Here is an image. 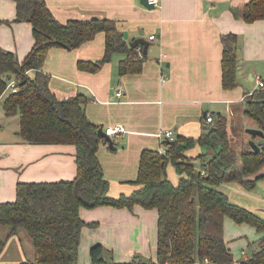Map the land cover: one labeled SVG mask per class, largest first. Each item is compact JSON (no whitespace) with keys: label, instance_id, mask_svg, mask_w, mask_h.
<instances>
[{"label":"crops","instance_id":"0c3cea01","mask_svg":"<svg viewBox=\"0 0 264 264\" xmlns=\"http://www.w3.org/2000/svg\"><path fill=\"white\" fill-rule=\"evenodd\" d=\"M248 1L162 0L161 8L147 9L139 0H45L60 23L107 18L115 22L129 46L138 38L148 42L146 54L143 45H138L142 46L140 56L145 58L136 73L119 74L118 63L124 58L120 53L113 54L96 72L78 68L79 61L102 58L103 32L71 50L51 47L41 67L55 97L65 99L84 94L88 98L86 116L92 123L99 128L115 125L125 128L111 137L113 146L102 142L97 151L111 196L128 195L137 188L132 181L137 177L141 152L165 149L158 136L160 131H173L169 140L175 141L178 136L195 140L185 155L198 170L202 164L198 156L206 151L196 141L220 118L225 121L230 142L238 152V162L239 151L248 147V141L260 142L258 137L245 132L246 128L257 126L243 114L247 96L258 88L256 77L264 82V20L243 21L241 10ZM15 13L12 0H0V47L22 61L32 49L34 38L29 22H14ZM224 34L237 37L236 86L230 90L224 89L221 82ZM150 35L153 40L148 39ZM28 74L32 76L33 72ZM118 91L120 96L116 95ZM209 115L213 117L211 123L206 121ZM18 131L19 116H6L0 104V203L15 200L19 182L69 181L76 174L74 145L29 144ZM166 169L167 178L175 183L173 166L168 164ZM259 176L251 187L240 182L226 183L230 192H224L232 203L258 216L264 200H254L253 189L264 186V177L261 178L264 166L256 174L243 178L255 180ZM80 216L86 225L81 230L79 264H90L89 249L95 244L112 249L115 256V250L120 251L125 244L133 246L129 252L140 251L143 256L152 244L156 250L155 209L138 204L131 209L100 206L80 208ZM3 227L6 226L0 225L4 232ZM6 231L9 236L8 227ZM10 238L26 241L29 236L19 229ZM32 253L34 257L33 249ZM15 255L16 259L22 256L17 248ZM134 256L130 253L124 255L126 259L113 260L130 262ZM20 260L17 259V264L23 262Z\"/></svg>","mask_w":264,"mask_h":264},{"label":"trees","instance_id":"16d2710c","mask_svg":"<svg viewBox=\"0 0 264 264\" xmlns=\"http://www.w3.org/2000/svg\"><path fill=\"white\" fill-rule=\"evenodd\" d=\"M12 1L16 9L14 22L31 24L34 43L22 61L0 47L2 109L6 116H19L18 132L24 142L71 144L76 149V174L72 180L19 182L15 200L0 203V225L9 228V236L24 229L32 240L34 257L20 264H79L81 230L86 225L80 208L131 209L135 204L157 212L155 261L134 257L130 262H115L110 250L95 244L89 249L90 264H264V236L249 258L237 262L223 231L225 217L237 224L246 223L259 232H264V219L232 203L218 189L220 184L228 182L251 187L260 178L243 179L264 166V86L247 96L243 111L263 132L258 137L259 151H252L249 146L241 149L238 162V152L230 142L225 121L220 118L196 141L206 151L198 156L205 175L185 155L195 140L178 136L173 144L162 142L164 151L143 150L137 177L132 181L137 188L128 195L111 196L109 181L97 157L104 139L98 135L99 126L86 116L88 98L78 93L58 99L50 91L48 75L41 67L51 47L71 50L103 32L102 58L94 62L79 61L78 68L96 72L113 54L120 53L124 58L118 63L119 74L136 73L145 58L137 51L142 46L130 47L113 20L91 18L60 23L45 0ZM241 17L246 23L264 20V0H249L241 10ZM221 42V82L224 89L230 90L236 86L237 37L224 34ZM30 71L32 76L28 74ZM12 79H19L17 91L6 93ZM168 164L179 175L177 184L167 178ZM4 244L0 241V250Z\"/></svg>","mask_w":264,"mask_h":264},{"label":"rangeland","instance_id":"374dc122","mask_svg":"<svg viewBox=\"0 0 264 264\" xmlns=\"http://www.w3.org/2000/svg\"><path fill=\"white\" fill-rule=\"evenodd\" d=\"M6 93L8 91L6 90ZM21 137V136H20ZM237 151V150H236ZM168 173V171H167ZM172 175L174 176L176 182L174 184H177L179 180V175L176 173L175 169L172 170ZM168 176V175H167ZM170 179V177H169ZM230 183V182H228ZM223 184V185H222ZM219 185L220 190L223 192H230L228 189H226V183H222ZM253 193L255 195L254 200H264V186L258 185V188L253 189ZM244 207V206H243ZM246 208V207H245ZM261 213L259 214L261 217L264 218V204L260 206ZM5 230L4 232L0 230V240L5 243V246H3V250H0V264H17L19 261L17 259L23 260V262L29 261L33 258L32 253V240L29 237L26 238V241L24 239H21L20 241L18 239L10 238L8 236V233H6L7 227H3ZM224 239L226 244L228 245V248L230 249L233 258L235 261H242L244 259H247L251 256V254L257 249L258 241L264 236V232L257 231L254 227L246 224L241 223L237 224L234 221H232L229 217H225L224 219ZM150 237L152 238V234H150ZM132 245L125 244L122 247H120L119 250H115L116 256L114 254V251L112 249H108L111 252L112 259H126L124 257L125 254L135 255L134 257H137V259H142L144 261L156 259V250L152 246L147 248L146 255L143 256L140 252H129L132 250ZM18 249V252L20 253L21 258L16 259L15 250ZM22 250V251H21ZM134 250L136 248L134 247ZM19 255V254H18ZM78 255V260H79ZM20 260V261H21ZM130 260V259H129Z\"/></svg>","mask_w":264,"mask_h":264},{"label":"built area","instance_id":"2783aa9c","mask_svg":"<svg viewBox=\"0 0 264 264\" xmlns=\"http://www.w3.org/2000/svg\"><path fill=\"white\" fill-rule=\"evenodd\" d=\"M149 3L153 4L154 8H161V5H162V0H148ZM149 40H153L154 39V36L153 35H150L148 37ZM137 51L139 53H141V47H138L137 48ZM256 80H257V87H263L264 86V82L260 79V77H256ZM19 83V79H12L7 87H6V90L9 91V92H16L17 91V84ZM117 96H120L121 93L120 91H118L116 93ZM206 121L208 123H211L213 121V117L212 116H206ZM104 133L110 137H113L115 135H118L122 132L125 131V128L122 126V125H115V126H109V127H105V128H102ZM158 136L161 140L165 141V140H169L171 139V137L173 136V131L171 130H167V131H160L158 133ZM201 174L202 175H205L206 172L204 169H199Z\"/></svg>","mask_w":264,"mask_h":264},{"label":"water","instance_id":"95a60500","mask_svg":"<svg viewBox=\"0 0 264 264\" xmlns=\"http://www.w3.org/2000/svg\"><path fill=\"white\" fill-rule=\"evenodd\" d=\"M139 3L147 9H154L153 4L149 3L148 0H139ZM138 45H143V54H146L148 42L143 38L135 39L133 42L130 43L131 47H136ZM245 132L250 135L251 137H262L263 132L258 128H246ZM98 135L104 139L105 143H108L109 146H113L112 138L106 135L102 128L98 129ZM168 143L173 144V140H167ZM248 146L252 151H259L260 146L258 143L254 142L253 140L248 141Z\"/></svg>","mask_w":264,"mask_h":264}]
</instances>
